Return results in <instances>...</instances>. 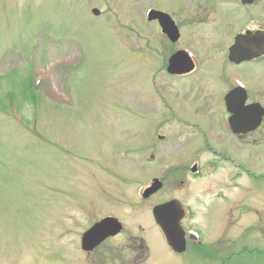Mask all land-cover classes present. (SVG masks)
Instances as JSON below:
<instances>
[{
  "label": "rangeland",
  "instance_id": "1",
  "mask_svg": "<svg viewBox=\"0 0 264 264\" xmlns=\"http://www.w3.org/2000/svg\"><path fill=\"white\" fill-rule=\"evenodd\" d=\"M225 1L236 12L228 35L192 14L206 0H0V264H132L141 240L147 258L137 264H220L215 248L239 233L264 250V148L243 146L242 156L257 152V179L243 177L238 190L225 186L222 164L196 179L188 169L216 160L197 138L216 119L206 111L216 88L257 84L252 63L231 64L226 46L264 14L234 0H218L217 11ZM149 7L175 20V43L147 19ZM181 49L195 68L172 75L168 57ZM153 178L163 187L144 199ZM235 191L240 208L222 229L220 192ZM176 198L205 252L176 256L166 245L152 208ZM105 215L123 229L87 256L81 232Z\"/></svg>",
  "mask_w": 264,
  "mask_h": 264
},
{
  "label": "flooded vegetation",
  "instance_id": "2",
  "mask_svg": "<svg viewBox=\"0 0 264 264\" xmlns=\"http://www.w3.org/2000/svg\"><path fill=\"white\" fill-rule=\"evenodd\" d=\"M234 1H239L244 5H250L249 7L251 6L258 7L261 4L260 10L262 11L261 13L264 14V0H234ZM217 2L218 0H206L204 5L201 7V11H197L192 14L201 15L200 18L208 21L209 26L214 25L215 26L214 29H217L216 26H218L217 31L219 30L224 31L228 35L229 31L226 30L227 28L229 29V26L232 24V20H233L232 16H234L236 12L229 14L230 12L229 1H225L224 3H222L217 11V6H218ZM215 4L217 5L216 7H214ZM211 15L215 16V18H212L210 20L209 17ZM251 22L252 23H250V25L252 26L255 24V22L257 23L254 29H251L250 28L251 26H247L246 29H241L240 32H242L243 30L245 31L247 29L253 32L257 31L258 34L255 33L256 40L264 39V22L262 23L261 20L259 19L256 21L252 20ZM220 33H221V37L218 39V41L220 40L224 45L226 39L223 38L222 32ZM235 35L232 37L230 44L233 43ZM213 46L216 48L220 47L218 45H213ZM247 62L252 63L253 65V74H254L253 77L254 79H256L257 84H255L254 82L252 90L249 91L244 81L237 78L236 80L240 81V83H242L246 88L245 105L256 104L257 106L252 109H244V111H247L248 114H253L254 117L257 114H259L260 124L254 130L248 131L246 133L234 131L230 127L229 117L232 114H241L243 109L239 106L238 102L233 101L230 105V101H227L225 98L231 90L236 88V83L233 81L232 85H230L229 87L218 86L216 88L218 92H215L212 98L209 99L207 98L208 100L211 99L210 101H215L214 107L212 108L206 107V111L211 112L214 116H216V119L213 118L212 120H209L208 122L209 127L206 131L197 132V138H199V143L203 146V149L207 151H215L213 152L215 158L214 157L213 158L216 160L208 161V163L202 162L201 164H199L200 161H193L190 168H188L193 176V179H196L197 177H204L203 171H205V169H207L210 165L216 167L217 164H222V166L227 170L224 172V177H223L226 180L225 186L232 187L233 189L238 190L241 186V181L243 177L246 179L245 182L248 185L252 184L253 179L255 178L257 179L256 177L257 171H253L252 169V167H254V165H256L257 163V158H258L257 152L253 151V155L251 157L242 156V148L245 145L256 148L257 146L258 148L262 146L264 148V81H258V77L264 79V54H261L260 56H257ZM258 68L259 71L257 70ZM252 93L254 97L252 99H249V96ZM218 137L220 138V145L219 147H217V150H215L214 148H212L211 144L215 143ZM144 156L145 154L143 155L142 161L143 159L145 161ZM248 159H250V161H248ZM260 170L264 174V164L260 168ZM262 186H264V184ZM220 194L222 195L221 198H224V196L228 198L227 200L222 202V206H221V214L225 212L226 208H228V210L226 211L227 217L221 218V226L222 229H224L226 223H228L229 225L228 216L233 212V208L235 209V211H237L240 208L242 195L237 191H235L232 196H227L224 192H220ZM261 195L264 196V189L263 192H261ZM255 211L256 213L259 212L258 210ZM184 227L186 229L189 228L187 226ZM189 229H193L197 231L194 228H189ZM260 232L263 235L262 229L260 230ZM185 236H186V251L188 250L189 252H191L195 250L196 253L205 252L203 251V246H200L201 237L199 234L197 240L192 239L190 235L185 234ZM242 237H243L242 234L239 233V235L232 240L233 243L229 244L228 248L225 246V244L219 243L218 246L215 248L217 254L215 258H217L222 264H225L227 260L229 261L232 260L234 261L235 264H244V262L246 263L244 255L247 254L251 256L252 260L256 261L259 259L260 261H264V254H260V256L257 253L252 254L250 252L248 245L246 243H242ZM226 241L227 239H225V242ZM103 243H101L92 252L87 253V256H92L94 252L98 248H100V246ZM194 243H198V244H194ZM139 247L143 249L144 253L147 252L146 245L144 244L143 241L139 242ZM255 249H257V247H255ZM143 252L135 255V257L132 260V264H137L138 262H142L147 258V255L144 254Z\"/></svg>",
  "mask_w": 264,
  "mask_h": 264
},
{
  "label": "water",
  "instance_id": "3",
  "mask_svg": "<svg viewBox=\"0 0 264 264\" xmlns=\"http://www.w3.org/2000/svg\"><path fill=\"white\" fill-rule=\"evenodd\" d=\"M151 18L159 19L163 31L167 33L171 40L175 41L178 38V30L168 15L160 12H152L150 19ZM263 45L264 39L256 40L255 35H239L236 38V43L230 48L229 58L232 61H238L239 58H249L253 55L252 51H256L258 53L264 52V49L262 48ZM245 46L248 50H244ZM242 52L246 53L241 56ZM192 67L193 65L191 64V61L187 58L183 51H178L169 58L168 70L170 73H184L189 71ZM239 102L242 105L244 97L239 99ZM241 115L242 120L239 127L235 130L246 132L256 126L257 123L244 119L245 114ZM231 124L234 126L233 121H231ZM161 185L162 184L160 182L156 181L151 188L144 192L143 196L148 197L151 193L159 189ZM182 213L183 212L179 202L175 200L156 205L153 208V215L156 222L161 227L168 244L176 251H183L185 249L184 236L180 228ZM120 229L121 225L116 219L106 218L102 220L84 233L82 241L83 248L92 249L94 246L99 244L103 238L116 234Z\"/></svg>",
  "mask_w": 264,
  "mask_h": 264
}]
</instances>
